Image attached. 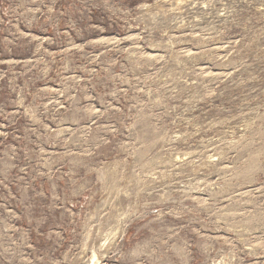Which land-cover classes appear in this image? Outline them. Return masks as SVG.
Segmentation results:
<instances>
[{"label":"rangeland","instance_id":"obj_1","mask_svg":"<svg viewBox=\"0 0 264 264\" xmlns=\"http://www.w3.org/2000/svg\"><path fill=\"white\" fill-rule=\"evenodd\" d=\"M0 264H264V0H0Z\"/></svg>","mask_w":264,"mask_h":264},{"label":"bare ground","instance_id":"obj_2","mask_svg":"<svg viewBox=\"0 0 264 264\" xmlns=\"http://www.w3.org/2000/svg\"><path fill=\"white\" fill-rule=\"evenodd\" d=\"M94 256H95V254H94Z\"/></svg>","mask_w":264,"mask_h":264}]
</instances>
